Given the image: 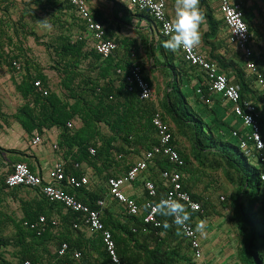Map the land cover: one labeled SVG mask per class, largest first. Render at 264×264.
I'll list each match as a JSON object with an SVG mask.
<instances>
[{
	"label": "trees",
	"instance_id": "trees-1",
	"mask_svg": "<svg viewBox=\"0 0 264 264\" xmlns=\"http://www.w3.org/2000/svg\"><path fill=\"white\" fill-rule=\"evenodd\" d=\"M18 4L17 0H0V64L7 65L9 72L14 74L17 68L13 61L22 63L21 79L15 81V86L23 103L12 114L3 112L0 107V128L11 119L17 121L28 135H33L35 131L42 134L46 129L58 127L62 131L60 146L67 149V172L81 176L82 171L75 168V163L87 162L96 166L99 161L107 164L114 160L115 152L129 153V148L136 147L145 151L152 149L158 142L152 118L157 110L161 111L164 119L171 125L174 143L181 136L192 145V156L179 149L186 162L182 168L184 172L189 171L193 165L201 172L206 169L223 172L231 185L232 202L238 208L236 216L241 219L237 222L240 233L249 242L247 252L250 255L256 253L263 264V257L258 249H264V181L260 178L259 164L241 151L237 139L232 136L235 127L228 124V131L222 133L220 130L223 131V127L219 121L205 120L183 93L181 79L170 83L171 90L162 102V108H158L152 100H141L136 88L129 91L125 83L120 82L117 70L128 72L137 63H125L113 53L102 58L95 49H85L84 39L72 41V34L65 31L66 25L61 22L62 15H66L67 10L73 7L69 0H24L18 19L14 20L11 10ZM39 11L50 15L54 24L61 22V32L46 44L54 52L52 68L59 76L61 93L51 87L50 77L44 68L15 42V34L23 31L26 35L39 38L34 26L24 21L27 16L36 18L37 21ZM207 15L216 25L213 15ZM11 30L13 34L10 33ZM162 36L164 40L167 39L163 34ZM7 45L13 47L11 52L10 49L6 50ZM211 60L218 64L230 80L228 73L232 71L233 83L239 86L243 100L254 99L253 101L258 102L264 133V96H257L258 91L250 84L244 67L238 59L227 62L224 57L215 56ZM84 63H87L85 68ZM92 68L95 74H92ZM172 68L177 76L181 74L174 65ZM37 80H41L48 90L47 94L35 86ZM202 93L204 98L210 99L215 95L207 85L202 86ZM78 119L80 125H76V122L74 126H68L69 122ZM91 147L96 148L94 155L90 153ZM2 152L3 148L0 147V154ZM156 161L160 169L173 166L162 156H157ZM11 170L12 167L6 175ZM6 175L2 176L1 190L8 188L20 193L27 189L35 197L20 199L23 217L13 219L14 230L11 233H5L4 222L0 219V264H26L27 261L31 264H114L104 248L101 235L87 232L81 213L66 208L61 202L50 200L38 187H8L5 183ZM88 185L89 183L73 187L67 181L63 183L64 188L77 199L100 210L105 226L113 234L123 264H189L185 262L181 252V234H177L175 226L167 229L163 226L165 221L171 224L170 218L158 215L162 222L160 226L146 223V200L142 204L144 211L139 215L126 212L117 217L109 208L97 205V201L105 197V192L98 188H88ZM157 185L158 196L155 199L159 202L166 194V189L160 182ZM193 197L202 207L206 204L202 196L193 194ZM188 211L191 217L196 212ZM42 215L47 219V226L41 234H38L37 229L25 225L26 221H35ZM54 220L56 223H53ZM173 241L177 244L171 246ZM63 243L68 248L60 254ZM76 252L81 253L80 259L75 258Z\"/></svg>",
	"mask_w": 264,
	"mask_h": 264
},
{
	"label": "crops",
	"instance_id": "crops-1",
	"mask_svg": "<svg viewBox=\"0 0 264 264\" xmlns=\"http://www.w3.org/2000/svg\"><path fill=\"white\" fill-rule=\"evenodd\" d=\"M86 1L90 6L94 19L104 26L106 38L112 39L117 43V48L113 52L115 57L122 59L125 63H130L131 65L137 63L136 65L141 66L146 79L153 87L154 97L152 101L158 108H162V102L171 90L170 83L176 79H181L183 93L192 107L205 120L209 122L214 120L219 121L223 127V131L222 129L220 130L222 133H225V130L228 131V124L241 131L245 130L241 121L235 117L232 104L228 100L214 93L215 95H213L210 102H206L207 98H204L198 92V88H202L203 85L209 87L204 72L200 67L188 62L182 51L172 53L162 47L164 37L162 36L160 25L151 17L152 15L148 11L141 9L138 5H133L129 0ZM166 4L168 15L172 19L175 14V0H166ZM199 7L205 18L204 23L201 25L202 42L197 47L199 52L209 60L215 56H222L227 62L232 59L235 61L238 59L245 69L246 77L251 82L248 81L253 89L256 92L258 91L257 96H264V87L255 80V75L246 68V63L241 52L229 40V29L223 19L220 1L200 0ZM244 10L245 19L250 28V45L254 50V60L258 67V73L264 77V0H257L250 5H244ZM208 13L213 15L216 25L208 17ZM61 19L62 24L66 25L65 31L72 34V41L82 40L73 38L75 35H83V39L86 41L85 49L94 50L93 37L87 30L85 22L75 12L74 7L68 9L67 14L62 15ZM60 32L57 31L56 35ZM236 54L237 56H235ZM86 65L87 63H84L83 67L85 68ZM172 65L181 72L179 76L176 75V71L173 70ZM118 70L117 73L120 77V82L123 81L126 85L123 73H128L130 70L127 72L120 69L124 71L122 73H119ZM44 71L48 74L46 69ZM91 72L92 74L96 73L94 68H92ZM228 74L233 82L234 74L231 70ZM5 75L4 66L0 64V86L4 89L3 92L0 91V107L3 112L12 114L23 103V98L15 86V81H19L21 78V72L19 75L10 73L9 78H3ZM10 83L13 85V90L10 89L12 88L10 87ZM7 86L8 90L5 89ZM253 102L258 105V102ZM258 107L260 110L259 105ZM76 122V125H80L79 119ZM103 130L108 132L106 127H103ZM34 134L28 135L21 125L12 119L8 124H3V127L0 128V147L3 148L1 155L5 160V163H0V219L4 222V227H10L12 231L14 230L13 219L19 220L23 217L20 199L28 200L35 197L34 193L30 190L28 192L27 189L20 193H16L8 188L1 190L2 176L6 175V172L14 163L23 159L22 161H25L33 167V170L31 169L32 171L47 176L49 170L57 162L61 161L64 163L66 173L74 174L67 172V168H69L66 159L67 149L60 146L62 138L61 129L58 127L46 129L40 134L43 141L39 145L32 144L31 139ZM175 144L178 149L185 150L186 148L181 136L178 137V141ZM5 149H11V151H6ZM190 150L189 155L192 156L191 143ZM146 151L139 147L129 148V153L115 152L114 160L107 164L99 161L95 166L87 162H82L75 163L74 166L77 169H81L82 175H88L90 180L88 188H98L105 192V197L100 198L106 200L104 207L109 208L119 217L121 215L120 213H126L127 211L124 205L109 195L107 180L111 176L123 175L134 163L143 157ZM156 157L149 167L139 176L137 181L132 185H125L124 187L125 193L137 200L141 208V213L144 211L142 204L144 205L145 200L147 201V191L144 186L145 181L153 180L159 183L160 173L164 170L157 167ZM253 160L257 162V165L259 164L257 159ZM202 174L206 173L201 172L198 168L196 169L195 165L189 171L184 172V186L188 189L186 190L192 196L193 194L200 195L206 200L202 211L195 212L190 219L195 228L200 221L205 222V228L197 231L202 247V256L196 258L189 243L181 236L182 244L180 248L185 262L189 264H261L256 253L253 252L250 255L247 252V243L249 242L240 233L237 222L241 219L236 216L238 208L232 202L231 187H226L221 182L217 183L212 177L209 178V175ZM162 187L165 188L163 185ZM41 217L46 218L42 215L35 221H26L25 225L30 227V224L38 222ZM239 223L241 224L242 222ZM246 224L249 225L248 223ZM41 233L38 232V234ZM176 244V241L171 242V246ZM258 253L262 255L264 264V249H258Z\"/></svg>",
	"mask_w": 264,
	"mask_h": 264
},
{
	"label": "built area",
	"instance_id": "built-area-1",
	"mask_svg": "<svg viewBox=\"0 0 264 264\" xmlns=\"http://www.w3.org/2000/svg\"><path fill=\"white\" fill-rule=\"evenodd\" d=\"M77 15L85 22L87 30L93 37V47L102 56L109 57L117 48V43L106 38L104 26L95 20L90 6L86 0H70ZM133 5H138L141 9L148 11L153 18L159 23L161 33L164 34V23L171 20L167 12L166 0H129ZM220 9L223 13V19L229 29V40L241 52L246 68L255 75V80L264 87V77L258 73V67L254 60V50L250 45V28L245 19L244 5H250L257 0H219ZM83 35H75L73 39H83ZM185 59L193 65L200 67L204 72L207 84L210 90L228 100L232 104L234 115L241 121L244 126L243 131L235 128L232 136L237 139L241 151L249 158L257 159L260 164V178L264 181V133L261 123V112L256 103L249 99H242L239 86L233 83L228 76L220 70L218 64L209 60L205 55L199 52L198 48L190 51L181 50ZM19 73L22 71V63L18 60L13 61ZM119 73L124 72L118 70ZM126 85L129 91L138 90L141 100H152L154 97L153 87L146 79L140 65L133 66L128 73H123ZM35 86L44 94L48 90L44 88L41 80L35 82ZM198 92L202 93V88H198ZM207 97L206 102H210ZM153 125L156 128L158 143L150 150H147L143 157L134 163L123 175L111 176L107 180L109 195L118 200L125 206L128 214L139 215L141 208L137 200L128 196L125 191V185H132L138 180L139 176L149 167L156 155L166 157L172 163L170 169H164L160 173V182L167 189L166 194L161 198H175L185 204L186 208L191 211H202L201 203L184 188V172L182 168L185 166V160L181 157L177 145L174 143V137L171 125L164 119L161 111L157 110L153 115ZM75 121L68 123L72 127ZM264 124V122H263ZM32 144L39 145L43 139L38 131L35 132L31 139ZM90 153L95 154L96 148H90ZM0 163H5L4 158L0 154ZM78 165V164H77ZM64 181L73 187H81L87 185L90 180L88 175L83 174L76 176L75 174H67L63 162H57L52 167L47 176L41 175L31 170L26 162H16L12 165V170L6 175L5 183L8 187L26 186L38 187L43 194L52 201H58L65 205L66 208L77 211L82 214L83 223L89 234L99 233L102 237L104 248L114 264H123L116 247L113 234L108 229L101 217L99 209H93L90 205L76 198V196L68 192L64 186ZM145 189L147 191L146 208L147 212L144 216L146 223H153L160 226L161 221L154 207H149V202L155 204L158 196V185L156 181L146 180ZM223 198V197H222ZM160 199V200H161ZM105 199H99L97 205L104 207ZM47 220L41 217L38 222L30 224V227L37 229L39 233L44 231ZM53 223H56L53 221ZM77 226V224H75ZM40 227V228H39ZM181 236L189 243L194 252V256L199 258L202 256V247L199 240L198 232L190 220L186 229L181 230ZM68 248L63 243L60 248V254H63ZM81 253L76 252L75 258L80 259ZM26 264H31L29 261ZM65 264H81L67 262Z\"/></svg>",
	"mask_w": 264,
	"mask_h": 264
},
{
	"label": "clouds",
	"instance_id": "clouds-1",
	"mask_svg": "<svg viewBox=\"0 0 264 264\" xmlns=\"http://www.w3.org/2000/svg\"><path fill=\"white\" fill-rule=\"evenodd\" d=\"M199 5L200 0H175L174 17L171 20H166L163 25L164 34L167 37L162 44L165 50L172 53L181 50L190 51L201 44V25L205 18ZM40 23L44 28L51 27L46 23V19L41 20ZM148 206L154 207L158 215L170 218L171 224L165 221L163 226L166 229L175 226L178 235L181 234L182 229H186L191 219V213L185 204L175 198H164L155 204L149 202ZM204 228V221H200L196 225L197 231Z\"/></svg>",
	"mask_w": 264,
	"mask_h": 264
},
{
	"label": "rangeland",
	"instance_id": "rangeland-1",
	"mask_svg": "<svg viewBox=\"0 0 264 264\" xmlns=\"http://www.w3.org/2000/svg\"><path fill=\"white\" fill-rule=\"evenodd\" d=\"M18 1V6L16 8H13L12 11V18H14V20L18 19V14L19 11L21 10V7L23 6V1L24 0H17ZM38 16H37V21L36 18H31V17H25L24 21L29 22L30 25H33L34 28L37 31V36L39 37L38 39L35 38V36L33 35H26L23 31V33H19V34H15V42L17 43L18 47H21L25 53L29 56V57H33L34 61L41 67H43L44 69H46L48 75H50V84L51 87L53 89H56L59 93L62 92V89L60 87V79L59 76L57 75V73L55 72V70L52 68L53 65V57H54V52L49 49V47H47L46 44H49L53 37L56 35L57 31H60V21H57L56 24H54L53 20L51 19L50 15H48L46 12L44 11H39L38 12ZM1 15V13H0ZM46 19V23L49 24L51 27L50 28H44L40 21ZM32 21V23H31ZM11 34H13V31L11 30L10 32ZM13 47L11 45H7L6 46V50L11 49ZM4 70H5V77L9 78L10 73H9V68L7 65L4 66ZM17 75H19V71L15 72ZM18 78H20L18 76ZM21 79V78H20ZM10 89L13 90V85L10 83ZM6 90H8V86L5 88ZM0 91L3 92L4 89L2 86H0ZM182 141H184L185 143V150L187 153H190V141L186 138L182 137ZM206 174H202V175H209V178L212 177V179L219 183L221 182L222 184L226 185V187H231V185L227 182V180L225 179V176L223 174V172L221 170H211V169H206L204 171ZM205 176V177H206ZM5 233L9 234L12 232V230H10L9 228H5ZM12 248H10L9 251H11Z\"/></svg>",
	"mask_w": 264,
	"mask_h": 264
}]
</instances>
